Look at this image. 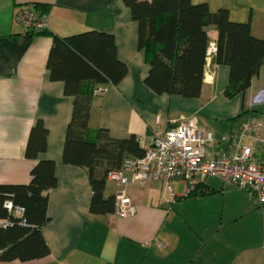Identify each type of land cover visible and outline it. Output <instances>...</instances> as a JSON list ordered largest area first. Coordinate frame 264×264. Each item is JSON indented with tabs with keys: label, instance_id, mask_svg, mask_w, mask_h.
I'll return each mask as SVG.
<instances>
[{
	"label": "crops",
	"instance_id": "1",
	"mask_svg": "<svg viewBox=\"0 0 264 264\" xmlns=\"http://www.w3.org/2000/svg\"><path fill=\"white\" fill-rule=\"evenodd\" d=\"M189 1L206 4L210 12L224 9L229 21L248 23L252 35L264 38V0ZM25 5L45 14L46 31L29 34L15 21L16 9ZM90 30L111 33L116 56L127 67L123 79L102 86L100 94L95 91L100 86L83 83L84 91L93 92L91 129L104 128L115 137L134 134L146 148L156 132L194 116L200 128L215 134L206 147L210 155L225 149L230 134L248 119L264 120V71L244 93L225 97L229 69L212 62L213 28L207 29L200 96L186 98L157 94L144 84L145 51L137 48V23L121 0H0V184L28 182L35 161L24 151L38 119L47 129L39 158L55 162L57 179L47 192L49 219L41 227L49 254L0 264H264V203L217 177H208L188 194L177 179L129 183L124 191L134 203L133 215L89 212L85 169L61 163L73 97L64 94L61 81L49 79L46 60L52 35ZM99 157L115 159L114 154ZM117 187L106 179L105 197Z\"/></svg>",
	"mask_w": 264,
	"mask_h": 264
},
{
	"label": "trees",
	"instance_id": "2",
	"mask_svg": "<svg viewBox=\"0 0 264 264\" xmlns=\"http://www.w3.org/2000/svg\"><path fill=\"white\" fill-rule=\"evenodd\" d=\"M121 2L137 23V48L145 51L148 71L144 84L157 94L200 96L208 28L217 32L212 62L229 69L225 97L244 93L251 79L264 71V38L252 35L248 23L229 21L224 9L210 12L206 4L189 0ZM46 68L49 79L61 81L64 94L73 97L61 163L85 169L91 192L89 212L113 213L114 195H104L107 173L118 170L124 158H140L145 148L134 134L115 137L107 129H91L88 121L93 92L91 88L84 91L82 86L84 82L96 87L116 85L126 75L125 63L116 56L114 37L97 30L52 35ZM46 145L47 129L38 119L29 131L24 151L27 159L35 161L28 182L0 184V220L7 223L0 225L2 262L32 261L49 254L41 227L49 219L47 192L56 186L57 179L55 162L39 158ZM99 154H114L115 159L104 160ZM5 200L21 207L22 216L7 212L2 207Z\"/></svg>",
	"mask_w": 264,
	"mask_h": 264
},
{
	"label": "built area",
	"instance_id": "3",
	"mask_svg": "<svg viewBox=\"0 0 264 264\" xmlns=\"http://www.w3.org/2000/svg\"><path fill=\"white\" fill-rule=\"evenodd\" d=\"M14 19L26 33L47 30V17L34 5L17 8ZM104 90L100 86L95 91L100 94ZM263 133L264 120L250 118L230 134L225 149L209 155L206 147L214 140L215 134L200 128L194 116L180 117L162 132L154 134L140 158H124L118 170L107 173L106 178L118 186L113 213L120 217L135 213L134 203L124 191L129 183L172 179L181 180L188 194L208 177H217L264 203ZM2 207L15 216H22L23 209L13 206L9 200L3 201ZM6 224L0 220V225Z\"/></svg>",
	"mask_w": 264,
	"mask_h": 264
},
{
	"label": "rangeland",
	"instance_id": "4",
	"mask_svg": "<svg viewBox=\"0 0 264 264\" xmlns=\"http://www.w3.org/2000/svg\"><path fill=\"white\" fill-rule=\"evenodd\" d=\"M228 184H231V185H233V186H235L234 184H232V183H228ZM237 187V186H236ZM237 188H239V187H237ZM240 189H242V188H240ZM244 190V189H243Z\"/></svg>",
	"mask_w": 264,
	"mask_h": 264
}]
</instances>
